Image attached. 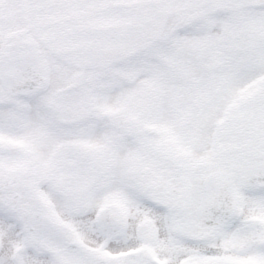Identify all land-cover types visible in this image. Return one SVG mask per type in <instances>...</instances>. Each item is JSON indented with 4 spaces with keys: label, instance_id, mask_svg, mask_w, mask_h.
Segmentation results:
<instances>
[{
    "label": "snow or ice",
    "instance_id": "6c2138e0",
    "mask_svg": "<svg viewBox=\"0 0 264 264\" xmlns=\"http://www.w3.org/2000/svg\"><path fill=\"white\" fill-rule=\"evenodd\" d=\"M0 264H264V0H0Z\"/></svg>",
    "mask_w": 264,
    "mask_h": 264
}]
</instances>
